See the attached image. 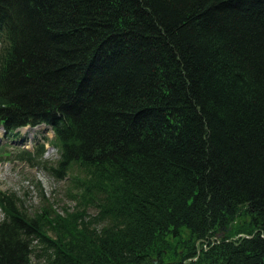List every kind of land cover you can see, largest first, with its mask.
Listing matches in <instances>:
<instances>
[{
    "label": "trees",
    "instance_id": "16d2710c",
    "mask_svg": "<svg viewBox=\"0 0 264 264\" xmlns=\"http://www.w3.org/2000/svg\"><path fill=\"white\" fill-rule=\"evenodd\" d=\"M42 124L80 209L1 193L0 264H264V0H0V127Z\"/></svg>",
    "mask_w": 264,
    "mask_h": 264
},
{
    "label": "rangeland",
    "instance_id": "374dc122",
    "mask_svg": "<svg viewBox=\"0 0 264 264\" xmlns=\"http://www.w3.org/2000/svg\"><path fill=\"white\" fill-rule=\"evenodd\" d=\"M53 133L46 125L35 127H23L10 136L0 128V194H8L17 199L23 209L33 215L43 210L66 215L79 208L74 199V191L65 179L51 174L42 165L29 164L19 160L15 154L24 148L31 149L33 143L44 142V159L47 164H52L58 158L56 148L50 144ZM44 137L48 138L45 140ZM93 214V210H87ZM0 218L2 213L0 210ZM246 219L237 221L236 226L243 224ZM101 224V223H98ZM235 226V225H234ZM234 226L229 227L232 237ZM228 234V231L221 232V236ZM229 235V234H228Z\"/></svg>",
    "mask_w": 264,
    "mask_h": 264
}]
</instances>
